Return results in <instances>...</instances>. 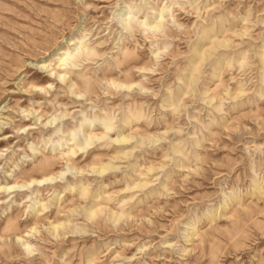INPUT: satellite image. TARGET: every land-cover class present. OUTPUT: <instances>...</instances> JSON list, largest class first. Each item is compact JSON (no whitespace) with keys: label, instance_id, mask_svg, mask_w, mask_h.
I'll use <instances>...</instances> for the list:
<instances>
[{"label":"rangeland","instance_id":"374dc122","mask_svg":"<svg viewBox=\"0 0 264 264\" xmlns=\"http://www.w3.org/2000/svg\"><path fill=\"white\" fill-rule=\"evenodd\" d=\"M0 264H264V0H0Z\"/></svg>","mask_w":264,"mask_h":264},{"label":"bare ground","instance_id":"6f19581e","mask_svg":"<svg viewBox=\"0 0 264 264\" xmlns=\"http://www.w3.org/2000/svg\"><path fill=\"white\" fill-rule=\"evenodd\" d=\"M159 16H161V14L159 15ZM156 26H158V24H151L150 25V27H156ZM57 177V174H53V175H49L48 177H46V178H44V179H42V180H35V182L37 183V184H40V183H42L43 181H51V180H53V179H55ZM32 182H34V181H32ZM31 183V182H30ZM28 247V246H27Z\"/></svg>","mask_w":264,"mask_h":264}]
</instances>
